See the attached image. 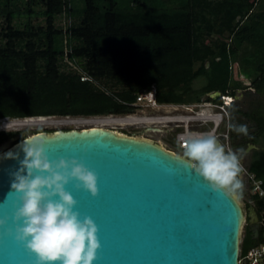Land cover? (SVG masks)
Segmentation results:
<instances>
[{"label":"trees","instance_id":"1","mask_svg":"<svg viewBox=\"0 0 264 264\" xmlns=\"http://www.w3.org/2000/svg\"><path fill=\"white\" fill-rule=\"evenodd\" d=\"M151 87L158 103L232 97L248 135L229 130L231 147H255L264 190V0H0V118L127 114ZM254 242L244 226L239 250Z\"/></svg>","mask_w":264,"mask_h":264},{"label":"water","instance_id":"2","mask_svg":"<svg viewBox=\"0 0 264 264\" xmlns=\"http://www.w3.org/2000/svg\"><path fill=\"white\" fill-rule=\"evenodd\" d=\"M208 97L216 100L219 92ZM37 135L47 141L50 160L76 158L97 175L95 197L74 180L66 185L77 201L74 210L98 227L101 247L93 264H238L242 226L257 238L254 208L243 214L236 197L212 191L177 148L100 126L53 129L0 144V218H8L0 227V264H36L7 234L18 203L10 174L19 160L2 155L11 150L22 159L19 145Z\"/></svg>","mask_w":264,"mask_h":264},{"label":"clouds","instance_id":"3","mask_svg":"<svg viewBox=\"0 0 264 264\" xmlns=\"http://www.w3.org/2000/svg\"><path fill=\"white\" fill-rule=\"evenodd\" d=\"M33 118V117H25ZM25 118H0L13 122ZM35 118V117H34ZM230 131L248 135L247 125L228 124ZM23 158L11 150L3 159L19 160V167L11 172V191L18 203L12 216L14 229H7L17 243L34 255L36 264H93L101 247L98 227L92 218L81 219L74 210L77 201L66 190L70 181L93 197L98 195L97 175L76 159L50 160L47 141L42 136L24 139L19 145ZM181 147L186 162L201 176L212 191L229 197L243 194L240 174L243 148L232 150L220 143L214 133L190 134ZM8 218H0V227Z\"/></svg>","mask_w":264,"mask_h":264},{"label":"built area","instance_id":"4","mask_svg":"<svg viewBox=\"0 0 264 264\" xmlns=\"http://www.w3.org/2000/svg\"><path fill=\"white\" fill-rule=\"evenodd\" d=\"M219 98L220 102L201 99L193 103H158L154 97V88L151 87L136 94L132 103L133 112L92 117H95L94 119L131 120L130 124L125 125H140L141 128L155 129V132L170 133L174 147L179 150V154L182 156V140L190 134L214 133L226 149H232L229 140L228 124H230V120L227 110L232 97L219 94ZM136 111H140V113H136ZM3 123L4 121H1V125ZM241 165L243 172L240 175L246 181L247 193L256 195L264 201L261 181L247 170V163L243 159ZM256 214L258 236L252 245L243 251L238 250V264H264V211L260 210Z\"/></svg>","mask_w":264,"mask_h":264},{"label":"rangeland","instance_id":"5","mask_svg":"<svg viewBox=\"0 0 264 264\" xmlns=\"http://www.w3.org/2000/svg\"><path fill=\"white\" fill-rule=\"evenodd\" d=\"M203 79L198 77L196 79H194L191 83V85L193 87H198L202 84ZM239 97V95H238ZM136 113H140V111H136ZM232 119L231 122L233 123H237V122H244L246 121L245 119H243L240 116L231 114ZM56 118V119H54ZM95 118V117H94ZM93 117H70V116H66V117H51L50 119L47 118L48 120H43V122L41 121H36L34 122L35 124H31V125H24L21 127H14V128H4L1 125V121H0V129L4 130V131H18L19 133H17L15 135V137L18 136H24L27 133H29L28 131L37 129V130H43V129H67V128H74V129H80V128H84V127H90V126H100V127H106L112 130H115L118 133H122V134H129V133H133V135L137 136V137H143L145 138V136H149L152 139H154L155 141L158 142V144L160 145H164L166 143H170L173 142L171 139V134L170 133H160V132H149V131H142L140 125H117L114 123H105L101 124V123H94L92 122V120L94 119ZM60 120H67V121H74V122H65V123H52L47 124L45 121H60ZM7 122V120L3 119L2 122ZM14 121V120H12ZM22 121V120H20ZM73 123V124H72ZM79 123V124H78ZM58 124V125H56ZM62 124V125H61ZM9 143H11V140L8 141ZM174 145V144H173ZM251 148H245V155L243 157L244 162H247L248 157H249V152H250ZM241 179V182L243 184V194L242 196L236 197L238 203L240 204V206H244L246 201H249V194L247 193V185H246V181L244 179V177L242 175H240L239 177ZM244 226H242L241 231L239 233V243L242 241L243 238V229Z\"/></svg>","mask_w":264,"mask_h":264},{"label":"bare ground","instance_id":"6","mask_svg":"<svg viewBox=\"0 0 264 264\" xmlns=\"http://www.w3.org/2000/svg\"><path fill=\"white\" fill-rule=\"evenodd\" d=\"M48 118L50 119L51 117H48ZM54 119H56V118H54ZM43 120H48V119L46 117H41V118L40 117H38V118H34L33 117V118H31V120H28V119L24 120L25 122H20V121L15 119V121H13V122H4L2 127L9 128V129L11 127L12 128H14V127L17 128V127H21V126H24V125L35 124L34 122H36V121H40V122L42 121L43 122ZM45 122L47 124L51 125L52 123H62L63 124L65 122L69 123V122H74V121L60 120V121H45ZM92 122L101 123V124H104V125H105V123H114V124H117V125H125V124H130L131 120L129 121V120H123V119H106V118H104V119H93ZM132 122H133V120H132ZM134 122H136V121H134ZM56 125H58V124H56Z\"/></svg>","mask_w":264,"mask_h":264},{"label":"flooded vegetation","instance_id":"7","mask_svg":"<svg viewBox=\"0 0 264 264\" xmlns=\"http://www.w3.org/2000/svg\"><path fill=\"white\" fill-rule=\"evenodd\" d=\"M142 131H149V132H152V131H150L149 129H145V128H142L141 129ZM126 134V133H125ZM127 135H130V136H135V135H133V133H129V134H127ZM145 138H147V139H149V140H152L153 142H156V143H158L157 141H155L154 139H152L151 137H149V136H145ZM166 149H169V150H174V145H173V142H168V143H166V144H164L163 145ZM248 206H251V207H253L254 208V206L252 205V203L251 202H249V201H246L245 202V205L244 206H241V209H242V212H243V214H245L246 213V210H247V207ZM255 210V209H254ZM246 227V226H245ZM258 227H257V236H258ZM246 233H247V235H248V238H249V240H251V238H250V236H251V234H250V232L248 231V229H247V227H246ZM251 241H253V240H251Z\"/></svg>","mask_w":264,"mask_h":264}]
</instances>
